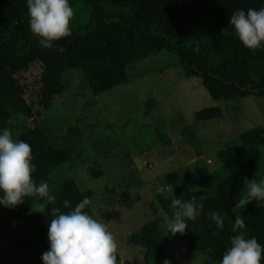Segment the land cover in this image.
I'll use <instances>...</instances> for the list:
<instances>
[{
	"label": "trees",
	"instance_id": "trees-1",
	"mask_svg": "<svg viewBox=\"0 0 264 264\" xmlns=\"http://www.w3.org/2000/svg\"><path fill=\"white\" fill-rule=\"evenodd\" d=\"M78 3L84 4L88 15L70 24L72 35L49 49L40 46L30 30L27 0H0V129L11 119L30 121L28 126L18 125L14 139L31 146L36 165L33 178L37 183L47 181L56 196L44 213L34 211L43 202L36 197H26L14 208L0 206V264H43L52 209L67 213L85 198L91 202L92 191L81 190L69 174L56 184L55 174L70 169L68 162L77 158L76 148L56 146L41 125L63 101L65 70L78 68L93 92L100 94L144 69L168 68L172 63L163 59L167 56L189 75L199 77L213 99L264 100V50L246 48L228 23L234 11L259 9L264 0H70L71 6ZM153 58H161L163 65ZM145 105L148 116L155 101L149 98ZM222 117L218 106L197 110L194 123L183 129L189 136L185 140L194 137L197 123ZM216 154V170L173 171L162 180L169 193L153 189L166 218L171 215L173 193L175 198L195 197L203 203L202 214L188 221L183 234L178 233L190 251L204 256L201 264H220L234 235L255 237L264 245V202L259 205L253 200L244 209L235 206L246 192L245 178L264 180V123L239 133ZM90 174L104 175L103 166L90 168ZM85 211L96 218L92 203ZM209 211L221 214L222 230L208 217ZM237 217L244 219V229L234 230ZM163 238L157 218L131 233L128 243L144 248L143 264L164 263Z\"/></svg>",
	"mask_w": 264,
	"mask_h": 264
},
{
	"label": "rangeland",
	"instance_id": "rangeland-1",
	"mask_svg": "<svg viewBox=\"0 0 264 264\" xmlns=\"http://www.w3.org/2000/svg\"><path fill=\"white\" fill-rule=\"evenodd\" d=\"M72 8L70 24L84 21L82 17L88 15L84 4ZM164 57L172 63L168 68L144 69L128 82L100 94L93 92L78 68L65 70L63 101L41 122L56 146L76 148L77 158L68 162L70 169L55 174V182L67 173L81 190L92 191L94 216L116 237L117 264L144 263V248L128 243V236L157 218L164 229V263L154 260L150 264H201L204 256L190 251L178 233L166 234L167 218L153 189L169 193L162 180L173 171L216 170V153L224 143L264 123V100L250 96L213 99L199 77ZM153 59L163 65L161 58ZM149 98L155 106L147 116L145 102ZM211 106L220 107L224 117L197 123L194 137L190 136V142L185 140L189 136L183 129L194 123L195 112ZM22 118L9 120L5 127L13 139L18 125L24 122L28 126L30 122ZM100 166L104 175L92 176L90 168Z\"/></svg>",
	"mask_w": 264,
	"mask_h": 264
},
{
	"label": "clouds",
	"instance_id": "clouds-1",
	"mask_svg": "<svg viewBox=\"0 0 264 264\" xmlns=\"http://www.w3.org/2000/svg\"><path fill=\"white\" fill-rule=\"evenodd\" d=\"M29 27L38 43L45 48H53L54 42L72 35L70 23L74 10L70 0H27ZM234 34L250 50H264V7L234 11L228 20ZM59 51H64L61 47ZM31 146L13 139L8 128L0 129V206L14 208L24 203L26 197H36L40 201L39 213H44L48 205L55 204L56 196L50 192L45 180L39 183L33 178L36 165ZM246 192L240 196L236 207L245 208L256 200L264 202V180L244 179ZM85 198L69 212L53 208V219L48 224L49 249L41 260L43 264H117L118 243L106 224L94 218L85 209L90 205ZM68 206V202H65ZM171 215L166 220V234H183L189 220H196L202 212L203 203L195 197L190 200L173 198ZM208 217L218 229H223L224 221L217 211H209ZM246 227L244 219L237 217L235 229ZM264 260V245L255 237L245 238L234 235L230 247L223 253L220 264H261ZM165 264H168L166 261Z\"/></svg>",
	"mask_w": 264,
	"mask_h": 264
}]
</instances>
